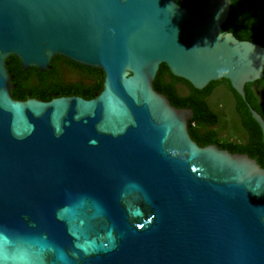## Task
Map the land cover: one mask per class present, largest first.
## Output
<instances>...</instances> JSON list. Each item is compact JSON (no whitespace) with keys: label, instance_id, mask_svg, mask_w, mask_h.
<instances>
[{"label":"water","instance_id":"obj_1","mask_svg":"<svg viewBox=\"0 0 264 264\" xmlns=\"http://www.w3.org/2000/svg\"><path fill=\"white\" fill-rule=\"evenodd\" d=\"M231 0H0V264H264V167L199 146L161 63L197 89L244 85L264 46L222 30ZM63 57L102 89L14 99L7 59Z\"/></svg>","mask_w":264,"mask_h":264},{"label":"trees","instance_id":"obj_2","mask_svg":"<svg viewBox=\"0 0 264 264\" xmlns=\"http://www.w3.org/2000/svg\"><path fill=\"white\" fill-rule=\"evenodd\" d=\"M175 1L182 6H189L197 0ZM222 30L264 46V0H231ZM59 58L62 61L57 64L56 60ZM56 60L53 57L50 62L51 68L41 72L36 67L23 70L20 61L10 56L7 59V68L14 76L15 87L11 92L13 98L24 100L34 97L46 101L52 98L54 92H58L60 96L79 95L89 99L102 89L103 73L100 69L85 67L61 57H56ZM59 65L79 75V79L65 81L62 67ZM179 84H185L186 94L178 90ZM219 85L224 87L226 100L231 104L232 113L236 118L232 121L233 128L229 134L244 132L245 139L219 135L217 126L221 118L208 101V97ZM153 87L165 94L172 105L190 107L193 110V115L187 124L188 133L199 146L216 144L219 148L231 152L246 153L264 167V143L260 127L252 118L244 99L230 85L228 79L212 80L204 88L197 89L187 80L173 75L167 65L161 63L153 80ZM254 87L264 91V73L261 78L244 85L246 100L264 118V99L257 95Z\"/></svg>","mask_w":264,"mask_h":264},{"label":"flooded vegetation","instance_id":"obj_3","mask_svg":"<svg viewBox=\"0 0 264 264\" xmlns=\"http://www.w3.org/2000/svg\"><path fill=\"white\" fill-rule=\"evenodd\" d=\"M56 57H60V56H55L54 57L55 60H56ZM61 58H63V57H61ZM63 59H65V58H63ZM61 61L62 60L59 58L58 60H56V63L59 64V63H61ZM59 66L62 67L61 65H59ZM70 74L74 75V78H69ZM62 76H63V79L65 81H75V80H78L80 77L79 75L74 74L69 70H65L63 67H62ZM219 86H221V85H219ZM219 86H217L215 88L214 92L208 97V101H209L210 105L212 106V108H214V110H216V112L219 114V117L221 118V122L217 126L219 135L229 136L230 138H236V137L238 138L239 137L241 139H245L244 132H242L239 135L229 134L231 132V124H232V122H230V120H232V119L229 118V120H228L227 116H226L227 109L229 107L228 106L229 102H228V100H226L227 98L225 96V92L223 94L221 92V90H218ZM177 87H178V90L181 91L183 94L187 93V87L185 86V84H179ZM257 88L258 87H254V90L257 93V95H259ZM56 96H60L58 92H54V94L52 95V98L56 97ZM231 109H232V106H231Z\"/></svg>","mask_w":264,"mask_h":264},{"label":"rangeland","instance_id":"obj_4","mask_svg":"<svg viewBox=\"0 0 264 264\" xmlns=\"http://www.w3.org/2000/svg\"><path fill=\"white\" fill-rule=\"evenodd\" d=\"M76 77V76H75ZM69 78H74V75H72V74H70L69 75ZM218 90H221V92L224 94V87L221 85V86H219V88H218ZM257 90H258V94H259V96L261 97V98H264V92H262V91H260L258 88H257ZM228 109H227V113H226V116H227V119L229 120V118H231L232 120H230V122H232L233 120H236V118H235V116H234V114L232 113V110H231V105H230V103L228 104ZM233 128V125L231 124V129ZM242 132H235V134L236 135H239V134H241Z\"/></svg>","mask_w":264,"mask_h":264}]
</instances>
